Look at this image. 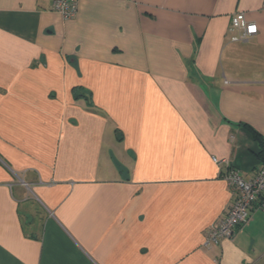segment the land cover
<instances>
[{"label": "crops", "instance_id": "0c3cea01", "mask_svg": "<svg viewBox=\"0 0 264 264\" xmlns=\"http://www.w3.org/2000/svg\"><path fill=\"white\" fill-rule=\"evenodd\" d=\"M53 2L0 0V264H264L260 204L205 247L264 166V0Z\"/></svg>", "mask_w": 264, "mask_h": 264}, {"label": "built area", "instance_id": "2783aa9c", "mask_svg": "<svg viewBox=\"0 0 264 264\" xmlns=\"http://www.w3.org/2000/svg\"><path fill=\"white\" fill-rule=\"evenodd\" d=\"M79 0H54L52 9L60 13L65 20L73 19L78 11ZM231 32L238 34L232 37L233 42H246L258 35V25L249 22L244 13H238L231 19ZM229 164L228 161H221ZM234 195L233 202L224 218L208 229L205 238V247L220 245L225 238H233L235 231L245 226L250 213L264 196V166L256 173L254 178L246 180L240 174V171L234 167L223 175ZM264 209V203L260 204Z\"/></svg>", "mask_w": 264, "mask_h": 264}, {"label": "trees", "instance_id": "16d2710c", "mask_svg": "<svg viewBox=\"0 0 264 264\" xmlns=\"http://www.w3.org/2000/svg\"><path fill=\"white\" fill-rule=\"evenodd\" d=\"M247 129H249L253 135V137L255 138V140L259 143L260 146V153L258 155V157L264 161V141L261 138V135L258 134L256 131H254L253 129H251L250 127H247ZM264 203V196L262 198V200L258 203V204H263Z\"/></svg>", "mask_w": 264, "mask_h": 264}]
</instances>
